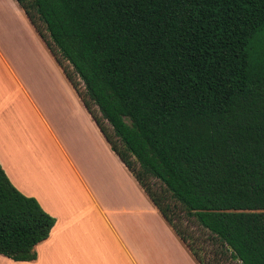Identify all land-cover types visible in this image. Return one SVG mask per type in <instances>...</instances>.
Returning a JSON list of instances; mask_svg holds the SVG:
<instances>
[{
  "label": "trees",
  "instance_id": "1",
  "mask_svg": "<svg viewBox=\"0 0 264 264\" xmlns=\"http://www.w3.org/2000/svg\"><path fill=\"white\" fill-rule=\"evenodd\" d=\"M16 2L194 259L264 264V0ZM54 224L0 164V254Z\"/></svg>",
  "mask_w": 264,
  "mask_h": 264
},
{
  "label": "crops",
  "instance_id": "2",
  "mask_svg": "<svg viewBox=\"0 0 264 264\" xmlns=\"http://www.w3.org/2000/svg\"><path fill=\"white\" fill-rule=\"evenodd\" d=\"M0 164L55 218L35 259L0 264H199L16 0H0Z\"/></svg>",
  "mask_w": 264,
  "mask_h": 264
},
{
  "label": "rangeland",
  "instance_id": "3",
  "mask_svg": "<svg viewBox=\"0 0 264 264\" xmlns=\"http://www.w3.org/2000/svg\"><path fill=\"white\" fill-rule=\"evenodd\" d=\"M189 226L192 227V226H194V224H192V222H190V223H189ZM192 228H193V227H192ZM195 228H196V227L194 226V230H196ZM196 232H197V230H196Z\"/></svg>",
  "mask_w": 264,
  "mask_h": 264
}]
</instances>
